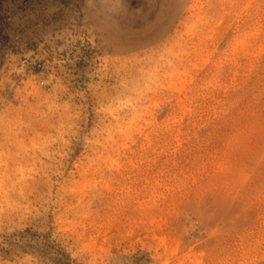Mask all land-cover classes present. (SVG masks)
<instances>
[{
    "label": "rangeland",
    "instance_id": "obj_1",
    "mask_svg": "<svg viewBox=\"0 0 264 264\" xmlns=\"http://www.w3.org/2000/svg\"><path fill=\"white\" fill-rule=\"evenodd\" d=\"M68 256L264 264V0H0V264Z\"/></svg>",
    "mask_w": 264,
    "mask_h": 264
},
{
    "label": "built area",
    "instance_id": "obj_2",
    "mask_svg": "<svg viewBox=\"0 0 264 264\" xmlns=\"http://www.w3.org/2000/svg\"><path fill=\"white\" fill-rule=\"evenodd\" d=\"M24 62H28V59L26 58V59L24 60ZM30 63L33 64L35 68H42V67H43V63H41V62L32 61V62H30Z\"/></svg>",
    "mask_w": 264,
    "mask_h": 264
},
{
    "label": "trees",
    "instance_id": "obj_3",
    "mask_svg": "<svg viewBox=\"0 0 264 264\" xmlns=\"http://www.w3.org/2000/svg\"><path fill=\"white\" fill-rule=\"evenodd\" d=\"M62 261L64 262V264H71V258L69 256L62 258Z\"/></svg>",
    "mask_w": 264,
    "mask_h": 264
}]
</instances>
